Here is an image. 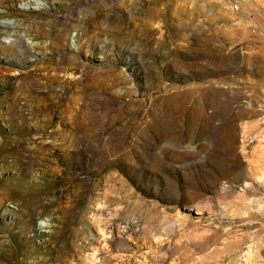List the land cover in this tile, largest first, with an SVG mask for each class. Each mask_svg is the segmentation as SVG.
I'll use <instances>...</instances> for the list:
<instances>
[{"label": "rangeland", "instance_id": "obj_1", "mask_svg": "<svg viewBox=\"0 0 264 264\" xmlns=\"http://www.w3.org/2000/svg\"><path fill=\"white\" fill-rule=\"evenodd\" d=\"M6 95L0 262L264 264V0H0Z\"/></svg>", "mask_w": 264, "mask_h": 264}, {"label": "bare ground", "instance_id": "obj_2", "mask_svg": "<svg viewBox=\"0 0 264 264\" xmlns=\"http://www.w3.org/2000/svg\"><path fill=\"white\" fill-rule=\"evenodd\" d=\"M5 83H6V81H5ZM8 94L9 93L7 92V95ZM7 95L4 96L0 100V104L6 102ZM7 109H9V108H7ZM11 109L9 111L8 118H7V126H8V128L10 130V133L7 134V135H4L3 134V130L0 128V161L3 162V163H6L7 160L11 157L13 160H12V163H11V161H10V163H11V165H14L13 167L17 166L15 169H17V171H19V174H18V177L15 180H10V181H5V182L1 181V183H4L2 185L4 192L1 194L2 197H0V205H3L6 200H13L15 202H18L20 197H21V195H22V193H28L29 196H30V199H33L34 197L39 196L40 195L39 193L42 192V190H40V189H38V191L35 192V190H36L35 187H30V180L26 177V175H28V172H25V170L22 167H20L21 162H22V157L21 156L23 155L24 151L31 153V151H30V143L29 142H25L26 141L25 139H27L26 138L27 133H26V131H24V127L26 125L24 126L23 123H25L26 120L24 119L23 123L22 122H18L13 117V115L10 114L11 113ZM28 139H30V138H28ZM10 141L12 142V144H14L16 150H13L12 147L9 146L8 142H10ZM43 149H44V151H46V147L45 146H43ZM256 201L258 202V200H256ZM1 246H2V244L0 243V247ZM5 260H7V259H5ZM0 263H3V262H0ZM3 264H6V263L4 262Z\"/></svg>", "mask_w": 264, "mask_h": 264}, {"label": "built area", "instance_id": "obj_3", "mask_svg": "<svg viewBox=\"0 0 264 264\" xmlns=\"http://www.w3.org/2000/svg\"><path fill=\"white\" fill-rule=\"evenodd\" d=\"M232 8L235 10H239L242 5V0H231Z\"/></svg>", "mask_w": 264, "mask_h": 264}]
</instances>
